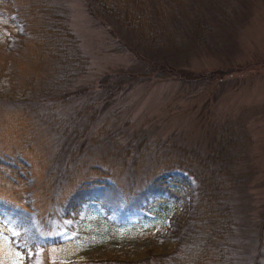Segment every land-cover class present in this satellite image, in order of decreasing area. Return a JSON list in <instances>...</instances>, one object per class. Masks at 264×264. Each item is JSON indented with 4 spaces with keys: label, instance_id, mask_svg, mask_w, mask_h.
I'll return each mask as SVG.
<instances>
[{
    "label": "rangeland",
    "instance_id": "374dc122",
    "mask_svg": "<svg viewBox=\"0 0 264 264\" xmlns=\"http://www.w3.org/2000/svg\"><path fill=\"white\" fill-rule=\"evenodd\" d=\"M54 1L73 36L58 38L56 51L63 44L58 55H74L82 71L75 87L86 91L41 113L47 157L79 169L101 153L118 160L127 146L134 155L141 147L151 154L208 155L221 167L233 205L229 234L220 239H231L222 264H264V0H188L176 29L153 42L105 16L94 1L47 4ZM105 123L109 130L101 127ZM180 196L124 216L87 203L76 221L61 223L63 243L49 249V259L195 264L189 251L199 245L182 236L190 226L183 215L189 195L183 190ZM174 216L182 222H171ZM177 224L179 242L170 252L173 245L165 242ZM13 233L0 227V264H39L41 252H23Z\"/></svg>",
    "mask_w": 264,
    "mask_h": 264
},
{
    "label": "trees",
    "instance_id": "16d2710c",
    "mask_svg": "<svg viewBox=\"0 0 264 264\" xmlns=\"http://www.w3.org/2000/svg\"><path fill=\"white\" fill-rule=\"evenodd\" d=\"M47 1L0 0V227L17 233L12 242L23 252L33 257L41 252L39 264H61L49 259V249L63 243L58 228L65 220L76 221L85 204L124 216L149 211L159 199L178 201L185 190L189 199L183 215L190 226L182 236L199 245L189 256L196 258L195 264H222L231 239H220L229 234L233 205L217 160L193 150L161 155L141 147L134 155L130 146L118 160L109 162L111 155L101 153L79 169L66 160L61 167L47 157L41 113L86 91L75 87L82 73L76 71L77 59L71 53L58 55L64 54L63 44L56 51L58 38L68 42L73 36L62 24L61 8ZM91 1L105 16L152 42L158 35L166 39L176 29L182 7L189 6L188 0ZM101 127L109 130L106 123ZM172 221L182 222L176 216ZM179 231L178 226L165 242L173 245L170 252L177 248Z\"/></svg>",
    "mask_w": 264,
    "mask_h": 264
},
{
    "label": "snow or ice",
    "instance_id": "6c2138e0",
    "mask_svg": "<svg viewBox=\"0 0 264 264\" xmlns=\"http://www.w3.org/2000/svg\"><path fill=\"white\" fill-rule=\"evenodd\" d=\"M14 234H17V233H14ZM17 255H19V254H17Z\"/></svg>",
    "mask_w": 264,
    "mask_h": 264
}]
</instances>
